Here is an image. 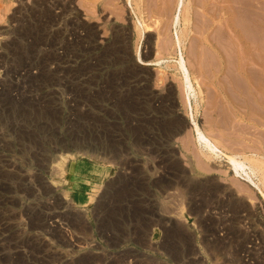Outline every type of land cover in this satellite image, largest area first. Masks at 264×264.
I'll return each mask as SVG.
<instances>
[{
	"label": "rangeland",
	"instance_id": "rangeland-1",
	"mask_svg": "<svg viewBox=\"0 0 264 264\" xmlns=\"http://www.w3.org/2000/svg\"><path fill=\"white\" fill-rule=\"evenodd\" d=\"M4 1L14 4L0 32L13 38L18 0ZM53 1L24 0L39 10ZM64 1L73 6L59 21L24 18L41 40L27 55L2 47L14 66L0 67V264H264L263 194L228 158L264 154V0L254 40L244 24L239 36L220 25L233 16L226 0H185L177 24V0ZM241 1L244 22L254 1ZM83 26L97 42L59 68ZM196 124L229 149L205 158ZM182 207L180 224L169 216Z\"/></svg>",
	"mask_w": 264,
	"mask_h": 264
},
{
	"label": "bare ground",
	"instance_id": "bare-ground-1",
	"mask_svg": "<svg viewBox=\"0 0 264 264\" xmlns=\"http://www.w3.org/2000/svg\"><path fill=\"white\" fill-rule=\"evenodd\" d=\"M188 1V0H187ZM201 1V0H200ZM213 1V0H212ZM217 1V0H216ZM227 1V3L229 2L230 4H231V6H232V9L234 10L233 11V16L232 17H230L229 18V20L227 19V21H225L223 24H220L221 26H229V27H231V29H232V31L235 33V34H237L238 33V31H237V26L238 25H240V24H244V26H245V28H246V33L248 32V33H250V35H248V36H251L252 37V39L254 40V38L253 37H255V36H253V34H254V32L256 31V27H255V19H256V10H255V8L257 7L258 8V3L256 4V2L258 1L259 2V0H253L254 1V5H253V7H252V4L249 2V1H247L246 3H248V6L251 8V9H249V12H248V14L247 15H245V17H244V22H242L241 20H240V17H239V12H238V8H237V6L235 5V4H238V3H240V1L241 0H226ZM242 1H244V0H242ZM241 1V2H242ZM251 1V0H250ZM8 2H12V0H8ZM50 2V1H49ZM142 2V1H141ZM145 2V1H144ZM218 2V1H217ZM217 2H214V3H217ZM263 2V1H262ZM3 3H4V5H3ZM16 3V2H15ZM48 3V2H47ZM69 2H66V1H64V0H55V1H53L52 2V5L51 6H48V8H42V9H38V7L37 8H35V6L33 7V6H28L27 4H26V2H24V0H18V9L13 13V19L12 20H14V22H15V25H13V26H15V28H13L14 29V31H12V32H14L15 34H14V36H13V38H11V36L10 35H4L3 34V32H0V67H8V68H11V66H14V65H12V63L11 64H9L8 62L9 61H6V60H4V55H3V49H2V47H5L6 49H11L12 51H13V53H15V54H17V55H23L24 54V56L25 55H27L26 53L29 51V47H31V45H33V44H35L34 42L35 41H39V39H37V37H39L40 38V31L38 30V32L37 33H35V32H32L31 34H29V32L27 31V29H26V27H24L25 25V23H23V22H25V20H24V18H26L27 17V15L28 14H34V15H36L37 16V12L38 13H41V16L44 14V13H48V14H50V15H52L51 16V18H55V20L57 21V19H58V21H59V19H62V17L63 16H65L67 13H69L70 12V10H72V6L70 5V4H68ZM199 3V2H198ZM197 3V4H198ZM205 3H207V2H205ZM204 3V4H205ZM213 3V2H212ZM220 3H221V1H220ZM219 3V4H220ZM14 3H10V5H5V1L4 0H0V16H3V19H6L5 17H6V11H7V8H9V6H12ZM17 4V3H16ZM49 4V3H48ZM72 4V3H71ZM147 4V3H146ZM189 4V3H188ZM196 4V3H195ZM261 4V3H260ZM264 3H262V5H263ZM30 5V4H29ZM16 6V5H15ZM47 6V5H46ZM215 6V5H214ZM218 6V5H217ZM225 6H227V4L225 5ZM45 7V6H44ZM248 7V8H249ZM73 8H75V7H73ZM216 8V7H215ZM215 8H214V11H215ZM218 8V7H217ZM240 8V7H239ZM256 8V9H257ZM37 9H38V11H37ZM188 9V7L186 6V4H185V0H177V5H176V11H178L179 13H178V15H177V17H176V19H177V21H176V24L179 22V21H181V18L184 16L183 15V13H184V11H186ZM223 9V8H222ZM224 9H226L225 7H224ZM262 9L264 10V6H262ZM23 10H25L26 12H22ZM42 10V11H41ZM170 10V9H169ZM257 10H259V9H257ZM263 10H262V12H263ZM213 11V12H214ZM225 11H227V9L225 10ZM224 11V12H225ZM246 11V10H245ZM36 12V13H35ZM218 12V11H217ZM221 12H223V11H221ZM231 12H232V10H231ZM166 13H167V11H166ZM170 13V12H169ZM211 13V12H210ZM215 13V12H214ZM213 13V14H214ZM228 13H230L229 11H228ZM220 14H222V13H219V16H220ZM224 14V13H223ZM223 14H222V16H223ZM259 14V13H258ZM263 14H264V12H263ZM39 15V14H38ZM183 15V16H182ZM191 15V14H190ZM229 15V14H228ZM232 15V14H231ZM40 16V15H39ZM48 16V15H47ZM213 16H215V14L213 15ZM222 16L220 17L221 18V20H222ZM44 17H45V15H44ZM229 17V16H228ZM227 17V18H228ZM22 18V19H21ZM29 18V17H28ZM27 18V19H28ZM218 18V17H217ZM225 18V17H224ZM2 19V20H3ZM26 19V20H27ZM30 19V18H29ZM45 19V18H44ZM46 19H47V17H46ZM50 19V18H49ZM75 19H78V18H75ZM213 19V18H212ZM211 19V20H212ZM226 19V18H225ZM262 19V18H261ZM52 21H53V19H51ZM184 21H186L185 20V18L183 19ZM209 20V19H208ZM215 20V19H214ZM217 20H220V19H217ZM224 20V19H223ZM257 20V19H256ZM264 20V19H263ZM78 21V20H77ZM76 20L74 21V20H72V21H70L71 23H74V25H76L77 26V24L79 23V22H77ZM145 21V20H144ZM142 22L143 24H145V22ZM190 21V20H189ZM213 21V20H212ZM262 21V20H261ZM29 22H30V20H29ZM29 22H28V24H29ZM215 22H216V20H215ZM214 22V23H215ZM49 23V22H48ZM48 23H46V24H48ZM212 23V22H211ZM221 23V22H220ZM54 24V23H53ZM264 24V23H263ZM80 25V24H79ZM262 25V24H261ZM260 25V26H261ZM27 26V25H26ZM30 26V25H29ZM38 26V25H37ZM40 26V25H39ZM52 26V25H51ZM223 26V27H224ZM241 26H243V25H241ZM61 27V26H60ZM63 27V26H62ZM82 27V26H81ZM264 27V26H263ZM23 28H25V29H23ZM28 28V27H27ZM32 28V27H31ZM41 28H42V26H41ZM83 28L86 30V33L85 34H82L81 33V31H80V33L79 32H77V31H75L72 35H73V37H72V39L70 38V42H67L66 44H64L63 46V48H66L67 50L65 51V52H61L60 54H58L57 55V60L59 61L58 62V67L60 68L61 66H60V61H63V60H65V58H66V56L65 55H68L69 54V52H74V51H76L79 47H82V46H86V44H94V43H96L97 41H96V38H95V33H92V31L90 30H87L84 26H83ZM148 28H150V26L148 25V24H146L145 25V28L144 29H148ZM243 28V27H242ZM30 29V28H29ZM34 29V28H33ZM259 29V28H258ZM41 30V29H40ZM55 30V29H54ZM186 30V29H185ZM239 30V29H238ZM243 30H245L244 28H243ZM261 30H262V28H261ZM119 31L120 30H117V32L119 33ZM220 31V30H219ZM241 31V30H240ZM239 31V32H240ZM262 31H264V30H262ZM6 32H8V31H6ZM73 32V31H72ZM96 32V31H95ZM116 32V33H117ZM121 32V31H120ZM123 32V31H122ZM122 32H121V34H122ZM243 32H245V31H243ZM260 32V31H259ZM57 33V32H56ZM59 33L60 32H58V35H59ZM183 33H184V31H183ZM181 31H180V29L178 30V32H177V35H176V38H175V40H173V45H175V46H177V48H179V51H180V56H179V64L181 65V68L184 70L183 72L185 73V75H186V80H187V82H189L190 83V77H189V67H188V65H187V61L185 60V57H184V53H183V47H184V35L185 34H183ZM210 34V33H209ZM48 35V34H47ZM228 35V34H227ZM241 35V34H240ZM54 36V35H53ZM57 36V35H56ZM55 36V37H56ZM238 36H239V33H238ZM243 36V35H242ZM261 36V35H260ZM54 37V39H56ZM59 37V36H58ZM97 37V36H96ZM233 37H235V35H233ZM241 37V36H240ZM119 38H120V36H119ZM244 38H245V36H244ZM42 39V38H41ZM58 39H60V38H58ZM208 39V38H207ZM206 39V40H207ZM68 40V39H67ZM119 40V39H118ZM243 40H245V39H242L241 41H243ZM263 40V39H262ZM17 41V42H16ZM19 41V42H18ZM41 41V40H40ZM39 41V42H40ZM214 42V41H213ZM257 42V41H256ZM153 43V42H152ZM253 43H255L254 41H253ZM258 43V42H257ZM252 44V43H251ZM96 45V44H95ZM94 45V46H95ZM212 45V44H211ZM215 45V44H214ZM259 45V44H258ZM35 47V46H34ZM262 47V46H261ZM90 48V47H89ZM249 48V47H248ZM252 48V47H251ZM255 48V47H254ZM259 48V47H258ZM257 48V49H258ZM92 49V48H91ZM21 50V51H20ZM159 49H157V51H158ZM249 50H250V48H249ZM248 50V51H249ZM264 50V49H263ZM33 51V50H32ZM84 51V50H83ZM252 51H253V49H252ZM4 52H5V50H4ZM262 52V51H261ZM36 53V52H35ZM255 53V52H254ZM7 54V53H6ZM249 54V53H248ZM31 55H32V53H31ZM31 55H30V57H31ZM21 58V57H20ZM28 59V58H27ZM95 59V58H94ZM247 59V58H246ZM252 60H253V58H252ZM22 61V60H21ZM31 61V60H30ZM84 61V60H83ZM12 62V61H11ZM23 62V61H22ZM94 62V61H93ZM93 62H91V63H93ZM96 62V61H95ZM16 63V62H15ZM21 63V62H20ZM255 64V63H254ZM17 66V65H16ZM27 66V65H26ZM86 66V65H85ZM252 66V65H251ZM29 67V66H28ZM90 67V66H89ZM58 68V69H59ZM67 68V67H66ZM77 68V67H76ZM80 68V67H79ZM78 68V69H79ZM14 69V68H13ZM56 69V68H55ZM68 69V68H67ZM66 69V70H67ZM219 69V68H218ZM74 70V69H73ZM81 70V69H80ZM64 71V70H63ZM79 71V70H78ZM61 72V71H60ZM64 73V72H63ZM62 73V74H63ZM248 73V72H247ZM69 75H70V73H69ZM255 76H256V72H255ZM64 77V76H63ZM253 77H254V72H252V74H251V79H250V81L253 83ZM262 77V76H261ZM32 78V77H31ZM257 78H258V75H257ZM256 78V79H257ZM27 79H28V77H27ZM65 79V78H64ZM240 79V78H239ZM62 80H63V78H62ZM257 81V80H256ZM242 83V82H241ZM1 84V83H0ZM239 84H240V82H239ZM258 84V83H257ZM253 85H255V83H253ZM244 86V85H243ZM260 87V86H259ZM259 87L257 88L256 87V90H259ZM263 88V87H262ZM51 93H53V92H51ZM263 93V92H262ZM257 95H258V93H257ZM196 96V95H195ZM238 97V96H237ZM53 98V97H52ZM256 98V97H255ZM51 101V100H50ZM48 103H50V102H48ZM155 104V103H154ZM239 104V103H238ZM256 104V103H255ZM160 105V104H159ZM53 109V108H52ZM56 110V109H55ZM54 110V111H55ZM80 110V109H79ZM59 111V110H58ZM47 112V111H46ZM47 113H49V112H47ZM51 114V113H50ZM58 114V113H57ZM57 114H56V116H57ZM60 114V113H59ZM89 114V113H88ZM91 115V114H90ZM55 117V116H54ZM257 122V121H256ZM196 130L198 131V133H199V135H200V137H201V139H202V141H200L203 145H204V147H201V149H202V153H203V155L205 156V158L207 157L208 159H214V158H217V157H220V155L221 154H219L220 152L222 153L223 152V149L225 148V149H229V148H227L226 147V145L225 144H223V142H221L220 140H218V141H215L214 143H212V141H210V139H208V137H206V135L203 133V132H201V130H200V128L198 127V125L196 124ZM233 136V135H232ZM240 137V136H239ZM78 148H80V147H78ZM76 149V148H75ZM218 149L220 150V152H218ZM256 149V148H255ZM79 150V149H78ZM77 150V151H78ZM230 151H231V153H230V155H228V158H229V160L232 162V164H233V166H234V168L236 169V171H237V173L239 172V169H242V171L245 173V177L256 187V188H258L259 189V191L263 194V197H264V154H263V152H259V151H257V150H252V152H251V154L248 156V154H244V153H239L238 151H235V150H233V149H229ZM247 150V149H246ZM68 151H70L69 150V148H68ZM74 151V150H73ZM76 151V150H75ZM83 151H84V149H83ZM82 151V152H83ZM62 152V151H61ZM65 154V153H64ZM82 154V153H81ZM85 154V153H84ZM68 155V154H67ZM66 155V156H67ZM69 155H71V154H69ZM73 155V154H72ZM92 156V155H91ZM227 156V155H226ZM238 156H244V161H240L239 160V158H238ZM65 157V156H64ZM63 157V158H64ZM56 161V160H55ZM62 162V161H61ZM207 162V161H206ZM60 163V162H59ZM61 164V163H60ZM60 166V165H59ZM198 166V165H197ZM201 166V165H200ZM244 166H247L248 167V172L247 171H245V169H244ZM201 168V167H200ZM205 168V167H204ZM61 169V168H60ZM203 169V168H202ZM206 169V168H205ZM177 170V169H176ZM205 171H207V170H205ZM54 172V171H53ZM183 172V171H182ZM55 173V172H54ZM192 174V173H191ZM56 175V174H55ZM57 176V175H56ZM254 178H258L259 179V181H261L260 183H258L257 181H255V179ZM204 182V181H203ZM192 185V184H191ZM262 186V187H261ZM207 188V187H206ZM198 203V202H197ZM180 208V207H179ZM196 208V207H195ZM197 210H196V212L197 211H200V210H202L201 209V207H199V205H198V207L196 208ZM184 212H185V209H184V207H182L181 208V211L180 212H174V214L172 215H170L169 217H175L178 221H179V223L182 221V222H186V219H185V217H184ZM192 213H193V211H192ZM215 215V214H214ZM216 215H217V213H216ZM253 216V215H252ZM208 217V216H207ZM210 217V216H209ZM219 217V216H218ZM174 218V219H175ZM213 218H215V217H213ZM212 218V219H213ZM171 219V218H170ZM173 219V218H172ZM172 219H171V221H166V225H169V223H171V227H172V225L174 226V228L173 229H175L174 231H177L178 233L179 232H181V226H180V224L182 223H180V224H178V222L176 223V221L174 220V222L172 221ZM202 219V218H201ZM220 219V218H219ZM164 220V218H162V221ZM217 220V219H216ZM213 221V220H212ZM205 222V221H204ZM205 224V223H204ZM208 224V223H207ZM24 225V224H23ZM206 225V224H205ZM211 225V224H210ZM220 225V224H219ZM170 226V225H169ZM212 226V225H211ZM214 226V225H213ZM170 227V228H171ZM215 227V226H214ZM220 227V226H219ZM224 228V227H223ZM172 229V230H173ZM184 229V228H183ZM214 229H216V227L215 228H213V230ZM245 229V228H244ZM188 230V229H187ZM212 231V230H211ZM209 232V231H208ZM214 232V231H213ZM183 233V232H182ZM175 234H177L176 232H175ZM173 236H174V234H172ZM210 235L211 234H209V237H210ZM218 235V234H217ZM177 236V235H176ZM179 236V235H178ZM207 236H208V234H207ZM213 236V235H212ZM218 236H220V235H218ZM205 238H206V236H204ZM214 237V236H213ZM181 238V237H180ZM218 238H220V237H218ZM178 239V238H177ZM185 239V238H184ZM190 239V238H189ZM193 238H191V240H192ZM206 241V240H205ZM212 242V241H211ZM221 242H223V241H221ZM175 243V242H174ZM173 243V244H174ZM177 243V242H176ZM205 243V242H204ZM218 243H220V242H218ZM264 243V242H263ZM210 244V243H209ZM220 244H222V243H220ZM206 245V244H205ZM256 245V244H255ZM114 246V245H113ZM190 246V245H189ZM216 246V245H215ZM209 247V246H208ZM239 247V246H238ZM263 247V246H262ZM262 247H260V249L262 248ZM223 248V247H222ZM252 248V247H251ZM173 249H174V247H173ZM196 249V248H195ZM211 249V248H210ZM250 250V249H249ZM248 250V251H249ZM193 251V250H192ZM247 251V250H246ZM245 251V252H246ZM256 251V250H255ZM175 252V251H174ZM250 252H251V250H250ZM247 253H249V252H247ZM253 253V252H252ZM255 253V252H254ZM180 254V253H179ZM212 255V254H211ZM216 255V254H215ZM246 256V255H245ZM251 256V255H250ZM177 257V256H176ZM180 257V256H179ZM213 257V256H212ZM194 258V257H193ZM202 258V257H201ZM233 258V257H232ZM243 258V257H242ZM248 258V257H247ZM198 259V258H197ZM250 261H251V259H249ZM249 262V261H248ZM206 262L204 261V262H201V261H198V260H195V261H193L192 262V260H191V262L189 263V264H205ZM252 263V262H251ZM214 264H225V263H223V262H219V261H217L216 263H214ZM243 264H249V263H247V262H243Z\"/></svg>",
	"mask_w": 264,
	"mask_h": 264
},
{
	"label": "crops",
	"instance_id": "crops-1",
	"mask_svg": "<svg viewBox=\"0 0 264 264\" xmlns=\"http://www.w3.org/2000/svg\"><path fill=\"white\" fill-rule=\"evenodd\" d=\"M251 88H253L252 82H251ZM254 89V88H253Z\"/></svg>",
	"mask_w": 264,
	"mask_h": 264
},
{
	"label": "water",
	"instance_id": "water-1",
	"mask_svg": "<svg viewBox=\"0 0 264 264\" xmlns=\"http://www.w3.org/2000/svg\"><path fill=\"white\" fill-rule=\"evenodd\" d=\"M155 57V54L153 55V58Z\"/></svg>",
	"mask_w": 264,
	"mask_h": 264
}]
</instances>
